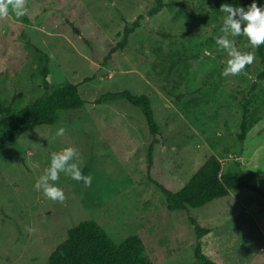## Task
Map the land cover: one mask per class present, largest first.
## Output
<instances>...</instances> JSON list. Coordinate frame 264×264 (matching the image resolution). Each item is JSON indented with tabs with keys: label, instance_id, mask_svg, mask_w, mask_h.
Segmentation results:
<instances>
[{
	"label": "rangeland",
	"instance_id": "1",
	"mask_svg": "<svg viewBox=\"0 0 264 264\" xmlns=\"http://www.w3.org/2000/svg\"><path fill=\"white\" fill-rule=\"evenodd\" d=\"M163 1L168 7L152 18L146 15L155 0H24L23 16H0V105L17 109L41 97L46 66L51 90L91 78L80 86L84 101L118 90L149 96L163 139L149 174L145 118L120 100L65 112L58 124L35 127L14 149L1 150L0 264H48L68 231L84 221L96 222L116 244L139 237L153 264H197L191 219L212 230L202 243L224 263L264 264L259 197L233 191L172 213L151 181L181 188L212 156L224 174H264V81L252 90L262 69L257 47L229 35L254 58L224 76L230 57L215 43L224 17L215 14L216 2ZM140 15L125 50L107 59ZM196 98L203 101L198 107L191 104ZM245 105L260 120L241 142ZM60 127L65 134L56 136ZM67 147L92 182L61 173L56 183L65 199L52 201L34 185L51 153Z\"/></svg>",
	"mask_w": 264,
	"mask_h": 264
},
{
	"label": "trees",
	"instance_id": "2",
	"mask_svg": "<svg viewBox=\"0 0 264 264\" xmlns=\"http://www.w3.org/2000/svg\"><path fill=\"white\" fill-rule=\"evenodd\" d=\"M216 2L215 14L224 15L219 11L224 3L236 7H245L252 0H213ZM260 6L264 0H256ZM165 7L163 0H155L154 7L146 17L152 18ZM145 17L140 15L131 27H126L123 40L112 48L107 59L118 51H123L128 45L129 38L141 27ZM74 31L79 34L77 29ZM27 47L33 48L27 41ZM261 70L257 73L256 82L252 90L258 88V83L264 81V44L257 47ZM47 59V58H46ZM44 94L34 102L21 108H12L0 105V151L5 148H15L18 140L27 132L38 126H52L61 121L62 114L77 111L88 106H100L105 103L125 101L139 109L145 118L151 142L147 150V167L151 174L155 170L159 148L163 144L160 127L155 119L151 99L147 95H135L128 90L108 92L89 101H84L80 95V86L92 81L83 79L81 83H65L57 88L50 89L49 72L45 66L42 71ZM202 99L196 98L191 104L198 107ZM259 118L251 114L247 105L243 107L241 134L239 139L244 142L250 128L259 122ZM165 198L169 212L177 213L187 209L205 207L215 200L228 197L233 191L244 192L259 197L264 201V174L244 177L236 173H223L220 161L212 156L193 175L191 180L178 189L168 188L165 184L152 180ZM196 235L194 258L197 264H226L220 260L214 251L205 249L202 240L212 233L211 229L203 228L195 219H191ZM48 264H153L145 254L143 241L133 236L121 244H116L105 230L94 221H84L70 229L66 240L51 254Z\"/></svg>",
	"mask_w": 264,
	"mask_h": 264
},
{
	"label": "clouds",
	"instance_id": "3",
	"mask_svg": "<svg viewBox=\"0 0 264 264\" xmlns=\"http://www.w3.org/2000/svg\"><path fill=\"white\" fill-rule=\"evenodd\" d=\"M219 11L224 14V17L219 30L221 34L215 38V43L219 48L226 50L230 57L222 74L224 76L236 75L246 65L251 64L254 57L250 52L241 53L237 50L234 47V40L228 39V36H245L253 48L264 44V3L258 6L256 0H252L246 9L224 3ZM10 13L17 18L23 16L25 13L24 0H7L5 3H0V16L6 17ZM241 25L244 27L242 28ZM64 134L63 127L57 128L55 131L56 136ZM76 157L77 154L71 147L51 153L49 165L36 181L35 189L42 191L43 196L49 200L63 202L64 191L56 183L60 180L61 173L70 176L73 180H82L85 185H90L92 178L82 175L80 163Z\"/></svg>",
	"mask_w": 264,
	"mask_h": 264
}]
</instances>
